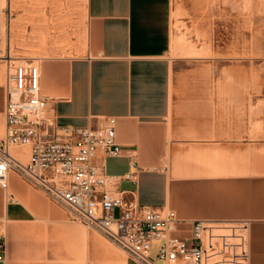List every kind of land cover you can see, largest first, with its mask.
<instances>
[{"label": "crops", "instance_id": "0c3cea01", "mask_svg": "<svg viewBox=\"0 0 264 264\" xmlns=\"http://www.w3.org/2000/svg\"><path fill=\"white\" fill-rule=\"evenodd\" d=\"M85 14L77 41L35 53L22 40L15 56L39 64L56 124L100 126L116 117L124 150L104 158L107 169L123 174L131 161L140 167L137 183L119 184L126 198L173 209L186 222L227 220L245 234L248 264H264V139L254 141L251 115L221 106L219 85L186 77L197 68L188 66L191 56L172 55L173 0H85ZM6 77L0 63V131ZM9 182L0 186L7 245L0 264H141L81 228L78 249L67 212L16 172Z\"/></svg>", "mask_w": 264, "mask_h": 264}, {"label": "built area", "instance_id": "2783aa9c", "mask_svg": "<svg viewBox=\"0 0 264 264\" xmlns=\"http://www.w3.org/2000/svg\"><path fill=\"white\" fill-rule=\"evenodd\" d=\"M2 58L8 65L5 131L0 134L2 188H9L10 174L16 172L141 264H248L245 234L227 220L186 222L173 209L126 198L119 184L137 183L140 167L131 161L123 174L107 169L104 158L124 150L116 117H107L100 126L57 125L49 114V99L41 93L39 64L20 63L10 50ZM6 248L0 232V262Z\"/></svg>", "mask_w": 264, "mask_h": 264}, {"label": "rangeland", "instance_id": "374dc122", "mask_svg": "<svg viewBox=\"0 0 264 264\" xmlns=\"http://www.w3.org/2000/svg\"><path fill=\"white\" fill-rule=\"evenodd\" d=\"M11 1L12 5L9 0H0V63L4 74L8 65L2 57L10 44L13 56L22 53V40H29L35 53H48L82 35L85 0ZM173 29L172 55L191 56L188 66L197 68L186 76L188 80L219 85L221 106L251 115L254 141L264 139L260 133L264 131V0H173ZM180 65L184 67V62ZM3 133L4 129L0 131ZM49 201L67 212V220L77 227L78 249L83 242L80 228L106 238L73 218L62 205Z\"/></svg>", "mask_w": 264, "mask_h": 264}, {"label": "bare ground", "instance_id": "6f19581e", "mask_svg": "<svg viewBox=\"0 0 264 264\" xmlns=\"http://www.w3.org/2000/svg\"><path fill=\"white\" fill-rule=\"evenodd\" d=\"M3 2H4V0H3ZM10 2H11V1L9 0V4H10ZM24 148H25V147H24ZM18 150H20L19 147H15V148H14V151H18Z\"/></svg>", "mask_w": 264, "mask_h": 264}]
</instances>
